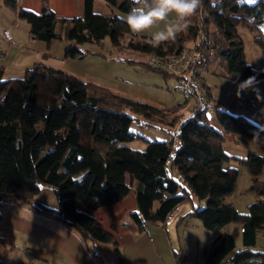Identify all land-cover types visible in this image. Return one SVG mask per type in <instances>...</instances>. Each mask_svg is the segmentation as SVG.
Returning a JSON list of instances; mask_svg holds the SVG:
<instances>
[{
	"label": "trees",
	"instance_id": "1",
	"mask_svg": "<svg viewBox=\"0 0 264 264\" xmlns=\"http://www.w3.org/2000/svg\"><path fill=\"white\" fill-rule=\"evenodd\" d=\"M104 2L111 10L108 13L94 11L93 0H84L83 13L67 17L57 14L46 0L38 13L17 8L15 0H5L17 18L28 23L33 38L46 44L63 38L67 41L64 57L79 59L101 54L83 48L84 43L98 44L108 35L117 44L120 37L132 34L113 11L126 13L131 0ZM185 22L188 27L177 34L174 42H164L155 49L146 43L150 35L136 41L131 37L129 46L141 51L143 58L121 60L176 78L150 66L146 54L174 55L192 45L205 48L204 70L210 60L221 55L228 72L238 81L264 79V67L254 68L247 63L237 33V26L246 24L254 33L256 45L264 49V0H201L197 11ZM57 24L60 32L56 31ZM204 83V103L186 114L188 99L162 108L43 63L27 68L22 77L0 80V203L8 199L27 204L61 221L85 241L110 243L119 264L122 256L114 233L95 216L78 209L76 200L94 210L114 205L132 191L136 209L129 212V217L138 232L150 224L165 227L189 201L192 206L178 221L191 217L217 232L204 264H264V250L255 248L257 232L264 229V179L252 177L251 185L241 191L256 198L247 204L246 212L237 211L224 200L234 191L238 175L236 167L226 164L236 161L259 171L264 156L226 152L225 136L211 124L207 110L212 108L215 120L233 134L264 140V127L229 112L212 98L205 76ZM134 120L141 124L159 122L171 136L167 140H147L143 151H135L126 144L142 138L130 128ZM43 184L54 193L56 206L36 199ZM231 222L241 226L239 248L232 234L223 230ZM0 244V258L15 247L12 238L0 236ZM27 253L26 260L31 262L33 252Z\"/></svg>",
	"mask_w": 264,
	"mask_h": 264
},
{
	"label": "rangeland",
	"instance_id": "2",
	"mask_svg": "<svg viewBox=\"0 0 264 264\" xmlns=\"http://www.w3.org/2000/svg\"><path fill=\"white\" fill-rule=\"evenodd\" d=\"M244 1L255 3L257 0ZM100 2L97 3L95 11H101L103 13L111 11L103 0ZM113 11L119 16L125 14L117 10ZM164 23L166 21L159 22L146 33L125 34L119 38V43L117 44L113 43L108 35L101 38L98 44L94 42L84 43L81 45L83 48L101 54H88L85 58L81 59L67 58V61H65V45L62 48L63 51L61 50L63 58L55 56L54 53L57 52H53V56H46V63L55 65L58 69L65 67L70 70L67 72L78 76L82 80L100 84L116 94L152 103L162 108L170 107L176 102L184 100L182 93L176 89V78L164 77L160 72L148 69L146 66L121 60V58L127 57L143 58V53L129 46L128 41L131 37L136 41L142 38V36L150 35L152 32L163 28ZM237 33L243 42L247 63L254 68H263L264 49L257 46L254 42L253 31L246 24L240 23L237 26ZM53 41L56 42L55 39ZM55 51L58 50L55 48ZM25 71L19 77H22ZM204 76L214 100L218 101L232 114H241L255 124L264 127V79L256 81L252 87L241 90L240 94L237 95L238 85L241 82L230 75L227 64L221 55L209 61L208 67L204 70ZM191 104L192 100H189L184 107V112L189 110ZM207 111L210 115L211 124L216 129L222 131L225 136L223 148L226 152L238 156H247L249 152H255L264 156V140L225 131L215 120V111L212 108H209ZM163 126L159 122L155 124H141L135 120L132 121L130 128L142 135V138H135L126 142L127 146L135 151L141 152L147 147V140L169 139L171 135ZM226 165H231L238 169L234 191L228 195V198L234 202V207L237 211L244 213L246 212L247 204L253 202L256 198L251 193H242L241 191L251 185L254 177L264 179V166L261 170L257 171L241 165L236 161H230ZM36 199L49 206H53L56 203L54 193L44 184L37 193ZM76 202L77 204H81L78 200ZM121 202L122 205L132 204L134 202L133 192L130 191ZM202 205L203 203H201ZM191 206V202L187 201L186 204L172 215L166 224L165 228L168 230L167 243L169 244L171 242V252H173L174 257H172V254L167 255L166 251H169V249H166L165 245L164 247L160 246V253L167 259L168 264H188L187 260L190 264H197L198 261L200 262L199 257L201 253L207 248L211 249L212 247L211 241L216 234L215 231L199 225L196 226L195 222L197 220L191 217L183 218L181 222L177 223L179 214ZM104 212L102 215H105ZM158 226L160 225H148L147 230L150 231L148 234L144 233L148 232L147 230L145 231L146 228L143 230L144 232L142 231V234H140L141 242L143 240L141 236H144L148 241L150 237L153 238L152 240H157V232H152V230H158ZM159 228H163L162 225ZM226 229L234 236L235 247L239 248L242 245L240 224L231 222L226 226ZM163 241L166 242V238ZM141 248L145 250L142 243ZM255 248L264 250V229L257 232ZM113 253L118 260L115 249H113ZM182 256L184 258L183 263L180 262ZM132 260L130 259V261Z\"/></svg>",
	"mask_w": 264,
	"mask_h": 264
},
{
	"label": "crops",
	"instance_id": "3",
	"mask_svg": "<svg viewBox=\"0 0 264 264\" xmlns=\"http://www.w3.org/2000/svg\"><path fill=\"white\" fill-rule=\"evenodd\" d=\"M43 1L45 0H15V4L17 8L38 13L41 11ZM46 1L59 15L71 17L83 13L84 0ZM100 1L93 0L94 11L97 8V3H101ZM60 29V25L57 24L56 31L60 32ZM4 30L11 33L10 41L3 38ZM54 39L56 42L53 41ZM54 39L46 44L42 40L33 38L28 23L18 19L16 12L6 5L5 0H0V80L19 77L24 70L35 63H43L57 68L55 65L46 63V56H53V52H57L54 53L55 56L63 58L62 48L66 45V40L59 37ZM55 48L58 51H55ZM66 59L65 61H67ZM62 70L70 71L65 67H62ZM251 177L253 176L251 175ZM228 195L225 196L224 200L234 205V202L229 200ZM55 201L53 206L57 205L56 197ZM121 203L120 201L111 206L90 210L75 202L78 209L85 210L95 216L105 228L114 233L122 256L119 264H168L167 259L160 253V246L164 247L165 245L166 249H169L166 251L167 255L172 254L174 257L173 252H171L172 244L171 242L167 243L168 230L165 228L166 226H162L163 228L160 229V225L158 230H152V232H157V240H152L153 238L150 237L148 241L144 236H141L143 238L141 242L140 234L142 232L136 230L129 217V212L136 209L135 197L134 202L130 205H122ZM103 211H105V215H102ZM184 212L179 214V218ZM0 214V236L12 238L15 243V247L0 258V264H16L21 260H26L28 259L27 252H33L32 264H116L117 262V257L113 253L114 248L110 243L85 241L76 231L61 221L37 212L27 204L6 199L0 203ZM195 225L201 226L198 221L195 222ZM227 225L224 226L223 230L231 233L226 229ZM147 227L148 225L145 231ZM147 231L143 232L148 234L150 230ZM216 236L217 232L211 241L212 247ZM165 238L166 242L163 241ZM141 243L145 250L141 248ZM212 247L201 253L200 262L198 261L197 264H204V259ZM2 250L3 246L0 244V252ZM130 259L133 260L130 261ZM187 262L190 264L188 260Z\"/></svg>",
	"mask_w": 264,
	"mask_h": 264
},
{
	"label": "clouds",
	"instance_id": "4",
	"mask_svg": "<svg viewBox=\"0 0 264 264\" xmlns=\"http://www.w3.org/2000/svg\"><path fill=\"white\" fill-rule=\"evenodd\" d=\"M132 6L120 19L132 34L149 32L159 22L163 28L150 34L146 43L153 49L164 42H174L177 34L188 27L185 22L199 8L201 0H131ZM256 83L248 77L238 85L237 95ZM259 98V97H258Z\"/></svg>",
	"mask_w": 264,
	"mask_h": 264
},
{
	"label": "built area",
	"instance_id": "5",
	"mask_svg": "<svg viewBox=\"0 0 264 264\" xmlns=\"http://www.w3.org/2000/svg\"><path fill=\"white\" fill-rule=\"evenodd\" d=\"M3 38L10 41L12 38L8 30L3 31ZM200 40L203 35L198 36ZM206 43H209L206 41ZM204 47H183L177 54L157 56L151 53L146 54L147 63L159 69L174 74L177 80V91L181 92L184 99L192 100L193 105L188 113L196 110L198 105L205 101L206 85L204 83ZM16 264H32L28 260H21ZM228 264H234L229 262Z\"/></svg>",
	"mask_w": 264,
	"mask_h": 264
}]
</instances>
